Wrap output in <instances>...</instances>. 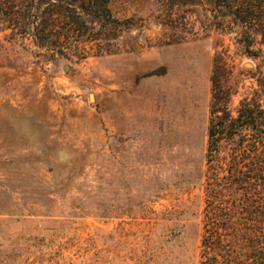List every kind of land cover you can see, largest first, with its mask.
Segmentation results:
<instances>
[{"label": "rangeland", "instance_id": "rangeland-1", "mask_svg": "<svg viewBox=\"0 0 264 264\" xmlns=\"http://www.w3.org/2000/svg\"><path fill=\"white\" fill-rule=\"evenodd\" d=\"M110 6L122 29L82 60L0 32V264L204 261L211 112L264 106V49L213 0Z\"/></svg>", "mask_w": 264, "mask_h": 264}, {"label": "trees", "instance_id": "trees-1", "mask_svg": "<svg viewBox=\"0 0 264 264\" xmlns=\"http://www.w3.org/2000/svg\"><path fill=\"white\" fill-rule=\"evenodd\" d=\"M111 0H0V32L29 40L47 60H82L124 22ZM214 24L242 30L250 55L264 49V0H213ZM108 50V49H107ZM208 164L214 175L202 264H264V106L246 98L233 117L211 112ZM227 194H223V193ZM229 196L228 198H226Z\"/></svg>", "mask_w": 264, "mask_h": 264}]
</instances>
